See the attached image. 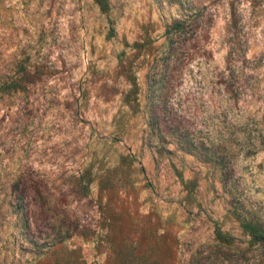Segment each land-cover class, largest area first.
Segmentation results:
<instances>
[{
	"label": "rangeland",
	"instance_id": "obj_1",
	"mask_svg": "<svg viewBox=\"0 0 264 264\" xmlns=\"http://www.w3.org/2000/svg\"><path fill=\"white\" fill-rule=\"evenodd\" d=\"M243 221L264 0H0V264H264Z\"/></svg>",
	"mask_w": 264,
	"mask_h": 264
},
{
	"label": "trees",
	"instance_id": "obj_2",
	"mask_svg": "<svg viewBox=\"0 0 264 264\" xmlns=\"http://www.w3.org/2000/svg\"><path fill=\"white\" fill-rule=\"evenodd\" d=\"M96 2L104 11L107 10L108 0H96ZM242 228L250 236V244L264 246V225L251 221H243ZM216 235L222 242H230L234 239L220 230H216Z\"/></svg>",
	"mask_w": 264,
	"mask_h": 264
}]
</instances>
